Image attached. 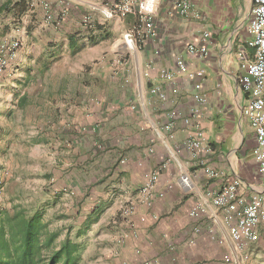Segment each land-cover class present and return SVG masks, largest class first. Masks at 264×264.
I'll use <instances>...</instances> for the list:
<instances>
[{
  "label": "crops",
  "instance_id": "0c3cea01",
  "mask_svg": "<svg viewBox=\"0 0 264 264\" xmlns=\"http://www.w3.org/2000/svg\"><path fill=\"white\" fill-rule=\"evenodd\" d=\"M68 1L96 10L89 12L91 20L74 48L68 45L70 31L28 32L21 14L8 16L13 9L8 2L0 4V38L20 41L0 75V209L9 208L4 196L12 177L11 152L17 150L13 139L27 137L23 151L46 160L23 162L19 169L34 174L32 187L22 193L38 197L46 192L47 199L41 204L40 198L32 211L44 218L47 203L52 212L44 221L52 230L61 213L70 227L109 229V235H96L99 259L110 264H264V226L258 227L257 241L240 250L229 236L234 213L229 217L212 201L228 183L234 184L237 209L253 194L264 193V173L250 155L255 134L243 115L246 95L240 85L241 64L253 56L246 30L251 0H192L185 14L173 0H159L153 34L130 52L121 35L136 22L134 15L105 20L91 0ZM120 20L127 27L117 44L107 47ZM107 22L113 24L110 29ZM59 39L67 43L60 49ZM44 40L41 47L37 42ZM81 42L85 47L78 46ZM202 42L206 56L188 52L189 44ZM70 51L76 52L74 58ZM177 56L188 72L202 69V77L172 68ZM49 67L61 69L53 91L39 88L40 70ZM162 70L172 78L163 77ZM197 81L204 104L193 97ZM152 87L157 92L150 93ZM38 101L46 102V111ZM194 108L198 113L192 117ZM28 109L35 113L31 136L21 130ZM196 122L205 140L191 149L182 142L194 136ZM154 172L149 202L143 201L139 190ZM127 205L133 209L124 216Z\"/></svg>",
  "mask_w": 264,
  "mask_h": 264
},
{
  "label": "built area",
  "instance_id": "2783aa9c",
  "mask_svg": "<svg viewBox=\"0 0 264 264\" xmlns=\"http://www.w3.org/2000/svg\"><path fill=\"white\" fill-rule=\"evenodd\" d=\"M158 2L159 0H109L106 5L99 6L98 9L100 16L105 20L126 14H132L136 17V22L121 35L124 48L130 52L153 34L154 15ZM251 3L246 30L250 35L248 45L253 49V56L241 64L243 73L240 77V85L246 95L243 115L248 118L255 134V147L250 155L256 161L259 171L264 173V0H251ZM192 5V0H173V6L181 14L189 13ZM50 18V15L46 13V20H50ZM90 20L89 14L82 17L84 24L89 23ZM203 40L205 41V36ZM19 47L20 41L17 38L9 35L0 38V75L3 74L8 65V58L14 55ZM187 50L200 57L208 54L204 42L198 46L189 44ZM171 66L190 77L201 78L203 75L202 69L188 72L187 65L181 56H177L172 61ZM161 73L167 79L172 78L169 71L162 70ZM146 76L150 79L148 73ZM201 87L200 81H197L193 86V97L198 104L205 103ZM157 90V87H152L150 93H155ZM197 113V109H192V117L196 116ZM185 121L188 122L189 120L185 119ZM193 127L194 136L184 140L182 145L196 149L204 142L205 136L198 122ZM157 175V172L152 173L147 183L140 188L139 192L143 201L149 202L150 188L157 179ZM181 181L187 184V177L182 176ZM212 201L215 206L224 208L229 217H231V213H234V221L230 226L229 236L238 249L248 248L257 241L258 227L259 225L264 226V193L253 194L241 209H237L239 200L235 194L234 184L228 183L221 188ZM132 209V205H127L123 208L122 213L124 216H128Z\"/></svg>",
  "mask_w": 264,
  "mask_h": 264
},
{
  "label": "rangeland",
  "instance_id": "374dc122",
  "mask_svg": "<svg viewBox=\"0 0 264 264\" xmlns=\"http://www.w3.org/2000/svg\"><path fill=\"white\" fill-rule=\"evenodd\" d=\"M93 3L98 4L99 6L106 5L109 0H91ZM8 2V6L11 7L12 12H6L8 13V16L11 15V17L18 16L21 14V16H18L21 18V22H24V27L26 31L35 33L37 30L40 31V34L42 35L43 31H45L46 28H51L55 32H61L66 30L65 32H71L70 34H75L76 39L81 38L78 36L80 33V30L85 29V24L82 22V17L85 14H89L91 12L92 14L96 13V10L91 9L89 6H83L78 5L79 7H75L76 5H71L70 1L68 0H0L1 3ZM14 4H17L16 7H14ZM46 5V7H44ZM17 12V13H16ZM46 13L50 15V20H46ZM91 14V15H92ZM7 15V14H6ZM66 15L63 21V16ZM6 18V17H5ZM121 22H117V25L115 26V30H113V35H110L108 41H106L105 44H107V47H110V45H116L118 39H120V32L124 30L127 26L123 22V20H120ZM59 22V24H57ZM57 24V25H56ZM107 28H111L109 22L106 23ZM125 25V26H124ZM44 34V33H43ZM66 34H64V37ZM40 39V38H39ZM80 40V39H79ZM41 47L44 46L45 40L43 42H37ZM65 43V42H64ZM64 43L62 39H59L56 44L58 45V48H62L64 46ZM55 44V43H54ZM67 44V43H65ZM85 45V42L78 43V46L83 47ZM91 44H87L89 46ZM94 44H92L93 46ZM77 46V47H78ZM85 47V46H84ZM62 51V50H61ZM66 54V53H65ZM69 55L74 58L76 56L75 51H70ZM56 58L55 60H57ZM54 61V60H53ZM52 61V62H53ZM52 62L50 64H52ZM60 68H52L49 67V69L40 70L39 78H40V85L39 88L43 90L50 89L53 91L56 88L57 80L56 76L58 73H60ZM39 106L41 107V111H46V102L45 101H38L37 102ZM29 112L25 113L26 120L21 130H23V133L25 136L27 135H34V131L36 130L33 125L31 124L32 116L35 115L34 112L31 111V109H28ZM42 116L37 117V122L39 118ZM19 129V128H17ZM18 137L15 136L13 139L14 144L17 145V150L14 152H11V165H12V177L11 180L8 181V191L4 196L5 201V207H10L13 204H21L28 210L33 209L34 205L39 201L41 198V204L43 200L47 199L46 192L41 193L40 196L34 197V195H31L29 193H22L21 191H29L30 188L33 185L32 182V175H34L30 171H27V173H21L19 172L20 168L25 167V164L23 165V162L27 163L28 165L33 162H37V164H44L45 158H33L28 156V152L32 154L30 150L23 151V148L30 142L26 141L27 137H24V139H17ZM30 147V146H29ZM40 149H44L43 146L40 147ZM46 150V149H45ZM18 164V165H17ZM20 175L24 179H27L26 182H19L14 181V178L16 176ZM25 181V180H24ZM29 184V186H26L23 188L24 185ZM33 189H31L32 191ZM17 194L14 197H11L9 194ZM44 204V218H50L51 217V210L47 206V203ZM46 207V208H45ZM60 214L59 217L56 218L54 221V227L60 232L59 238H63L65 234H69L71 238H74L79 230L77 224H71V227L69 226V221L65 220L66 215ZM64 217V218H63ZM81 230H86L83 234L79 235L77 240L81 241L85 248L82 251L81 259L78 264H110L108 259L103 258L99 259L96 256L95 250H97V247L95 245V238L96 235L101 234H110V230L107 229H98L97 228H85ZM98 232V233H97ZM91 242L92 244H86V242ZM108 242V241H107ZM108 244V243H107ZM108 246V245H107ZM106 246V247H107Z\"/></svg>",
  "mask_w": 264,
  "mask_h": 264
},
{
  "label": "trees",
  "instance_id": "16d2710c",
  "mask_svg": "<svg viewBox=\"0 0 264 264\" xmlns=\"http://www.w3.org/2000/svg\"><path fill=\"white\" fill-rule=\"evenodd\" d=\"M103 32L101 39L108 37ZM77 41L75 34L68 36L70 47L74 48ZM96 219L95 214L92 220ZM92 220L85 222L84 227ZM85 231L79 229L74 238L67 233L60 239V232L49 228L41 212L12 203L9 208L0 209V264H78L85 246L77 238Z\"/></svg>",
  "mask_w": 264,
  "mask_h": 264
}]
</instances>
